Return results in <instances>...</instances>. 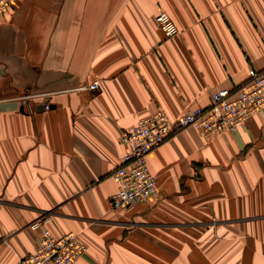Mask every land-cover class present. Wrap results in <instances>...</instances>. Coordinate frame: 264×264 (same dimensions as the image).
Returning a JSON list of instances; mask_svg holds the SVG:
<instances>
[{"label":"crops","instance_id":"1","mask_svg":"<svg viewBox=\"0 0 264 264\" xmlns=\"http://www.w3.org/2000/svg\"><path fill=\"white\" fill-rule=\"evenodd\" d=\"M262 70L264 0H16L0 14V264L35 251L42 216L79 234L73 264H264V112L232 133L173 132L147 156L157 195L109 205L123 131Z\"/></svg>","mask_w":264,"mask_h":264},{"label":"built area","instance_id":"2","mask_svg":"<svg viewBox=\"0 0 264 264\" xmlns=\"http://www.w3.org/2000/svg\"><path fill=\"white\" fill-rule=\"evenodd\" d=\"M15 0H0V14L6 12ZM155 25L170 38L178 34V28L164 12L155 16ZM248 81L235 94L220 90L212 94L207 108L186 111L170 121L161 111L141 118L120 136L125 152L119 165L111 174L116 191L109 200L111 210H129L148 201L158 193L156 178L149 171L147 156L163 144L170 135L180 129L193 127L203 137L232 133L245 127L255 114L264 112V71H250ZM100 88L98 81L82 87L92 92ZM29 96L22 97L23 105ZM48 109V104L44 105ZM49 217L42 216L28 227L37 231L38 243L35 251L20 258L17 264H73L74 260L87 253V247L78 233L68 232L52 235L44 224Z\"/></svg>","mask_w":264,"mask_h":264},{"label":"rangeland","instance_id":"3","mask_svg":"<svg viewBox=\"0 0 264 264\" xmlns=\"http://www.w3.org/2000/svg\"><path fill=\"white\" fill-rule=\"evenodd\" d=\"M16 1V0H15ZM15 3V2H14ZM13 3V4H14ZM12 4V5H13ZM11 7V6H10ZM9 7V8H10ZM158 13H160V12H158ZM157 13V14H158ZM165 13V12H164ZM156 14V15H157ZM167 14V13H166ZM168 15V14H167ZM169 16V15H168ZM172 20V19H171ZM179 33V32H178ZM262 71H264V70H262ZM249 79V78H248ZM248 79L243 83V84H241L240 86H238V87H236L235 89H233V90H231L230 92H229V94H235L237 91H238V89L242 86V85H244L247 81H248ZM96 81V80H95ZM99 82V81H98ZM99 85H100V82H99ZM160 111V110H159ZM162 112V111H161ZM154 114V113H153ZM183 114V113H182ZM152 115V114H151ZM150 116V115H149ZM179 117V116H178ZM144 118V117H143ZM47 217V216H46ZM44 227H45V229H48L49 231H50V229H49V227H48V224H44ZM29 228V227H28ZM30 229V228H29ZM31 231H33L32 229H30ZM35 232V231H34ZM36 233H37V238H38V236H39V234H38V232L36 231ZM50 233H51V231H50ZM68 233V232H67ZM76 233V232H75ZM52 234V233H51ZM37 243H38V239H37Z\"/></svg>","mask_w":264,"mask_h":264},{"label":"bare ground","instance_id":"4","mask_svg":"<svg viewBox=\"0 0 264 264\" xmlns=\"http://www.w3.org/2000/svg\"><path fill=\"white\" fill-rule=\"evenodd\" d=\"M49 223V222H48Z\"/></svg>","mask_w":264,"mask_h":264}]
</instances>
